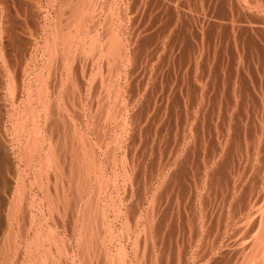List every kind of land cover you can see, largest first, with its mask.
<instances>
[{"label": "rangeland", "instance_id": "374dc122", "mask_svg": "<svg viewBox=\"0 0 264 264\" xmlns=\"http://www.w3.org/2000/svg\"><path fill=\"white\" fill-rule=\"evenodd\" d=\"M68 31H72L71 36L75 38L66 37L70 36ZM109 34L112 37L110 41ZM68 42L71 43V47L69 44L65 45ZM108 42L109 44H106ZM117 44L124 48L125 54L121 56L123 59L116 57ZM107 45L110 46L106 47ZM108 52H111V55ZM97 54L99 58L96 57ZM106 67L114 73L110 72V74ZM38 77L40 78L37 80ZM41 77H44L43 80H40ZM100 78H103V85ZM105 80L108 81L105 83ZM44 82L45 84H42ZM38 84L42 89L37 87ZM107 88L108 90H104ZM9 90L12 93H9ZM36 90L42 92L36 93ZM102 92L107 93L102 94ZM39 93L41 95H37L38 98H36L35 94ZM106 95H108L107 98H104ZM41 96L44 97L41 98ZM101 102L107 103V105L104 103L105 108L102 107ZM97 106H99L98 109L102 107V112L97 109ZM95 109L99 114L104 112L105 117L109 115V120L104 121V116L99 115ZM107 110L109 114L105 113H108ZM36 112L39 113L36 114ZM94 119L95 122H93ZM23 122L28 126L26 124L23 126ZM32 125L35 126L34 129L30 128ZM14 129L17 132L16 136ZM95 129L98 133L94 131ZM104 129H107L106 133L103 132ZM35 130L36 133H34ZM30 132L33 133L30 135ZM83 133L85 134L83 137L86 136V138L82 137ZM82 138L85 141L81 140ZM26 139H29L28 145L25 143ZM33 139L38 144L33 146L32 142L35 143ZM50 139L53 142L54 139L58 141L51 143ZM31 146L33 147L30 148ZM55 148L57 152L54 151ZM34 149L36 151L33 152ZM125 155L128 156L127 159H123L126 158ZM62 156L65 158L63 159ZM105 157L108 161H105ZM54 158L59 159L60 164L57 163V166L52 168L56 165L52 164L56 163ZM80 161L89 162L86 166L90 167V173L93 172L94 176L87 177L84 174L89 182L88 192L84 186L80 193L77 191L73 193L72 188L75 185L77 173L83 169V174L86 168L85 164H80ZM96 161L100 164L93 166ZM26 164H28L27 167ZM48 165L51 168H48ZM77 165L82 167L78 169ZM37 170H41L42 173ZM123 170L125 173L122 172ZM54 171L57 172L54 173ZM62 171L63 174L65 172L64 176L61 175ZM70 172L75 173L73 177ZM127 173L131 174L127 176ZM56 174L62 176V179L59 177L60 182L54 180ZM16 175L17 178H15ZM121 175L126 178L124 179ZM66 179L67 182H64ZM0 180V200H2L0 212L3 214L0 213L2 218H0V236L5 235L6 230L11 228L8 235L10 238L17 239L8 237L11 240H8V244L12 243L8 245L5 241L1 243L3 237H0L1 248L4 244L8 246L7 261L9 260V263L6 264L18 262L22 255L27 259L25 263L21 262L23 264H34L35 261V264H63L64 262V264L80 262L83 264L84 260H87L84 264L90 262V264L96 262L102 264L101 260L103 264H116V262L117 264L121 262L142 264V259L143 264H264V0H0ZM50 180L55 181V186H51L53 183H50ZM35 184L40 188H36ZM58 186L61 189L64 187L65 190L70 188V194L74 196L69 194L70 198L64 200L59 198L62 201L55 200L57 198L52 197L51 190ZM47 189L51 192L49 193L53 199L46 191ZM96 189L100 190L99 195L94 193L98 192ZM44 192L49 195V200H46L47 195ZM12 195L15 197H11ZM87 195H90L89 199L92 203L95 200L92 204L94 209L92 208L90 213L93 234H95L89 236L92 243L85 248L82 245L84 243L80 242L85 236L82 239L81 232H78L81 228L79 227V230L77 228L82 225L80 222L79 225L75 223L78 218L81 220L82 215L78 211L79 207L75 205L82 204L81 202H84L82 200L86 199ZM97 198L100 200L96 203ZM12 200H14L12 204L14 202L15 204L9 205ZM47 201L50 204H46ZM107 202L108 205L104 207ZM20 204L22 207L19 206ZM11 207L15 208V211ZM146 208L148 213L145 211ZM48 210L54 212L51 213ZM144 211L148 214L147 216ZM21 213L24 217L26 216L25 222ZM12 215L16 217L14 221ZM17 216L19 218L22 216L23 221H19ZM5 217L7 220L4 219ZM97 217L100 219L99 223ZM31 218L33 220H30ZM51 218H57V220ZM125 222L127 224H124ZM145 223L148 224L145 225ZM128 226L131 228L129 229ZM21 233L22 235L27 233V236L23 237ZM49 233L52 234L51 242L48 240L50 244L46 240L50 238ZM107 233H111V238ZM20 235L23 237L22 240L19 239ZM142 235H145V238ZM146 238L147 246L144 243ZM137 240L139 243H136ZM67 241L68 244H66ZM93 245L99 248L96 249ZM103 245L105 248H101ZM42 247L46 251L43 252ZM135 247L138 248L137 251L141 247L143 250H139L136 255V250H133ZM56 248L62 249L61 252ZM63 249L71 253H64ZM87 249L89 253L91 252V259H88L90 254ZM80 253L82 257L79 256ZM141 255L146 259L141 258Z\"/></svg>", "mask_w": 264, "mask_h": 264}, {"label": "bare ground", "instance_id": "6f19581e", "mask_svg": "<svg viewBox=\"0 0 264 264\" xmlns=\"http://www.w3.org/2000/svg\"><path fill=\"white\" fill-rule=\"evenodd\" d=\"M83 2H84V1H83ZM83 2H82V3H83ZM94 2H95V1H94ZM60 3H61V2H60ZM78 3H79V2H78ZM94 4H95V3H94ZM105 4H106V2H105ZM82 5H83V4H82ZM75 6H76V5H75ZM61 7H62V6H61ZM97 7H98V6H97ZM119 7H120V6H119ZM66 8H67V7H66ZM120 9H121V8H120ZM81 10H82V9H81ZM95 10H96V9H95ZM73 11H74V10H73ZM64 12H65V11H64ZM98 12H99V11H98ZM125 13H126V12H125ZM65 14H66V13H65ZM69 15H70V14H69ZM85 15H86V13H85ZM122 15H123V14H122ZM94 18H95V17H94ZM117 18H118V17H117ZM55 19H56V18H55ZM57 19H58V18H57ZM74 19H75V18H74ZM78 19H79V18H78ZM120 19H121V18H120ZM60 20H61V19H60ZM82 20H83V19H82ZM103 20H104V19H103ZM44 21H45V20H44ZM57 21H58V20H57ZM83 21H84V20H83ZM96 21H97V20H96ZM72 22H73V21H72ZM123 22H124V21H123ZM51 23H52V22H51ZM53 23H54V22H53ZM57 23H58V22H57ZM73 23H74V22H73ZM76 23H77V22H76ZM92 23H93V22H92ZM107 23H108V22H107ZM102 24H103V23H102ZM107 25H108V24H107ZM109 25H110V24H109ZM55 26H56V25H55ZM71 26H72V25H71ZM82 26H83V25H82ZM94 26H95V23H94ZM120 26H121V25H120ZM120 26H119V27H120ZM66 27H67V26H66ZM5 28H6V27H5ZM74 28H75V27H74ZM79 28H80V27H79ZM59 29H60V28H59ZM68 29H69V28H68ZM71 29H72V28H71ZM92 30H93V29H92ZM101 30H102V29H101ZM55 31H56V30H55ZM64 31H66V30H64ZM73 31H74V30H73ZM81 31H82V30H81ZM84 31H85V30H84ZM93 31H94V30H93ZM68 32H69V31H68ZM71 32H72V31H71ZM71 32H69V33H70V34H69L70 36H66V37H68V38H69V37L73 38L74 36H73V37L71 36ZM42 33H43V32H42ZM66 33H67V32H66ZM74 33H75V32H74ZM74 33H73V34H74ZM76 33H77V35H78V32H76ZM94 33H95V32H94ZM94 33H93V34H94ZM111 33H112V32H111ZM73 34H72V35H73ZM124 34H125V33H124ZM66 35H67V34H66ZM119 35H120V34H119ZM5 36H6V35H5ZM60 36H61V35H60ZM92 36H93V35H92ZM112 36H113V34H112ZM64 37H65V36H64ZM64 37H63V39H64ZM83 37H84V36H83ZM96 37H97V36H96ZM98 37H99V36H98ZM102 37H103V36H102ZM106 37H107V36H106ZM108 37H109V41H110V39L112 38V37H111V34H109ZM74 38H75V37H74ZM119 38H120V36H119ZM43 39H44V38H43ZM57 39H58V38H57ZM77 39H78V38H77ZM103 39H104V38H103ZM120 39H121V38H120ZM45 40H46V39H45ZM59 40H60V39H59ZM59 40H58V41H59ZM73 40H74V39H73ZM73 40H72V41H73ZM83 40H84V39H83ZM96 40H97V38H96ZM107 40H108V38H107ZM113 40H114V39H113ZM66 41H67V40H66ZM66 41H65V42H66ZM89 41H90V40H89ZM91 41H92V40H91ZM115 41H116V40H115ZM120 41H122V40H120ZM46 42H47V41H46ZM70 42H71V41H70ZM78 42H79V41H78ZM113 42H114V41H113ZM113 42H112V43H113ZM117 42H118V41H117ZM71 43H72V42H71ZM71 43H70V44H71ZM112 43H111V44H112ZM41 44H42V43H41ZM46 44H47V43H46ZM52 44H53V43H52ZM67 44H69V42H68V43H65L66 46H68ZM70 44H69V46H70ZM106 44H109V42L106 43ZM111 44H110V45H111ZM121 44H122V42H121ZM123 44H124V43H123ZM79 45H80V44H79ZM110 45H109V46H110ZM114 45H115V44H114ZM124 45H125V44H124ZM94 46H95V44H94ZM94 46H93V47H94ZM97 46H98V44H97ZM97 46H96V47H97ZM109 46L107 45L106 47H109ZM70 47H71V46H70ZM98 47H99V46H98ZM52 48H54V47H52ZM65 48H66V47H65ZM68 48H69V47H68ZM110 48H111V47H110ZM110 48H109V49H110ZM114 48H115V47L113 46V50H114ZM116 48H117V49H116V53H117V54H116V57L119 59V58H121V56H122L123 54H125V52L123 51L124 48H122V46L119 45V44L116 45ZM77 49H78V48H77ZM103 49H104V48H103ZM104 50H105V49H104ZM104 50H103V51H104ZM106 50H108V49L106 48ZM54 51H55V50H54ZM54 51H53V52H54ZM68 51H69V50H68ZM73 51H74V50H73ZM98 51H99V50H98ZM64 52H65V51H64ZM80 52H81V51H80ZM91 52H92V50H91ZM123 52H124V53H123ZM127 52H128V51H127ZM86 53H87V52H86ZM92 53H93V52H92ZM108 53H110V55H111V52H108ZM54 54H55V53H54ZM69 54H70V53H69ZM73 54H74V53H73ZM98 54H99V52H98ZM98 54H97L96 57H98ZM103 54H104V52H103ZM106 54H107V53H106ZM47 55H48V54H47ZM52 55H53V54H52ZM80 55H81V54H80ZM84 55H85V54H84ZM89 55H90V54H89ZM91 56H92V55H91ZM101 56H102V54H101ZM127 56H128V53H127ZM127 56H126V57H127ZM129 56H130V55H129ZM22 57H23V56H22ZM79 57H80V56H79ZM104 57H105V56H104ZM110 57H111V56H110ZM124 57H125V55H124ZM77 58H78V57H77ZM94 58H95V57H94ZM98 58H99V57H98ZM105 58L107 59V57H105ZM105 58H103V59H105ZM130 58H131V56H130ZM73 59H74V58H73ZM118 59H116V60H118ZM121 59H123V58H121ZM128 59H129V58H128ZM110 60H111V58L109 59V61H110ZM53 61H54V60H53ZM91 61H92V60H91ZM104 61H105V60H104ZM129 61H130V60H129ZM17 62H18V61H17ZM93 62H94V60H93ZM96 62H97V60H96ZM105 62H106V61H105ZM120 62H121V61H120ZM64 63H65V62H64ZM109 63H110V62H109ZM115 63H116V62H114V65H115V67H116V64H115ZM60 64H61V63H60ZM68 64H69V63H68ZM102 64H103V63H102ZM110 64H111V63H110ZM29 65H30V64H29ZM48 65H49V64H48ZM71 65H72V64H71ZM107 65H109V64L107 63ZM112 65H113V63H112ZM24 66H25V65H24ZM105 66H106V65H105ZM53 67H54V66H53ZM133 67H134V66H133ZM7 68H8V67H7ZM106 68H108V70H109V67H106ZM106 68H104V70H105ZM93 69H94V68H93ZM112 69H113V67H112ZM112 69H111V70H112ZM54 70H55V69H54ZM75 70H76V69H75ZM97 70H98V69H97ZM114 70H116V69H114ZM52 72H53V71H52ZM56 72H57V71H56ZM106 72H107V71H106ZM108 72H109V73H110V72L114 73L113 71H110V70H109ZM50 73H51V71H50ZM95 73H96V72H95ZM99 73H100V72H99ZM32 74H33V73H32ZM51 74H52V73H51ZM104 74H105V72L103 71V75H104ZM110 74H111V73H110ZM110 74H109V75H110ZM132 74H133V73H132ZM73 75H74V74H73ZM73 75H72V76H73ZM100 75H101V73H100ZM100 75H99V76H100ZM106 75H107V73H106ZM18 76H19V75H18ZM53 76H54V75H53ZM101 76H102V75H101ZM110 76H113V75H110ZM87 77H88V75H87ZM105 77H106V76H104V78H105ZM114 77H115V76H114ZM39 78H40V77H38L37 80H38ZM41 78H42V77H41ZM43 78H44V77H43ZM43 78L40 79V80H43ZM57 78H58V77H57ZM198 78H199V77H198ZM81 79H82V78H81ZM100 79H101V78H100ZM102 79H103V78H102ZM102 79L100 80L101 83H102ZM106 79H107V78H106ZM110 79H111V78H110ZM110 79H109V80H110ZM53 80H54V78H53ZM82 80H83V79H82ZM87 80H88V78H87ZM92 80H93V79H92ZM11 81H12V80H11ZM11 81H9V83H10ZM17 81H18V80H17ZM34 81H35V80H34ZM75 81H76V80H75ZM94 81H95V80H94ZM97 81H98V80H97ZM107 81H108V80H107ZM107 81L105 80V83H106ZM41 82H42V81H41ZM92 82H93V81H92ZM103 82H104V81H103ZM13 83H14V82H13ZM37 83H38V82H37ZM37 83H36V84H37ZM69 83H70V82H69ZM10 84H12V83H10ZM33 84H34V83H33ZM42 84H45V82L42 83ZM107 84H108V83H107ZM107 84H105V85H107ZM111 84H112V83H111ZM13 85H14V84H13ZM21 85H22V84H21ZM40 85H41V84H40ZM68 85H70V84H68ZM102 85H103V83H102ZM57 86H58V85H57ZM98 86H99V84H98ZM109 86H110V85H109ZM109 86H107V87H109ZM10 87H11V86H10ZM10 87H9V88H10ZM18 87H19V86H18ZM30 87H31V86H30ZM37 87H38L39 89H42V88L39 86V84H38ZM42 87H43V85H42ZM50 87H51V86H50ZM130 87H131V86H130ZM196 87H197V86H196ZM19 88H20V87H19ZM34 88H35V87H34ZM98 88H100V87H98ZM26 89H27V88H26ZM101 89H102V86H101ZM54 90H55V89H54ZM97 90H98V89H97ZM104 90H108V88H107V89H104ZM9 91H10L9 93H12L11 90H9ZM30 91H32L31 88H30ZM45 91H46V90H45ZM45 91H44V93L46 94ZM63 91H64V90H63ZM68 91H69V90H68ZM102 91H103V90H102ZM126 91H127V90H126ZM198 91H199V90H198ZM13 92H14V91H13ZM38 92H40V91H38ZM38 92H37V90H36V93H38ZM41 92H42V91H41ZM41 92H40V93H41ZM55 92H56V91H55ZM55 92H54V93H55ZM74 92H75V90H74ZM100 92H101V91H100ZM104 92H105V91H104ZM40 93H39V94H35V95H36V98H38L37 95H41ZM44 93H42V94H44ZM106 93H107V92H106ZM106 93H103V92H102V94H106ZM118 93H119V92H118ZM126 93H127V92H126ZM17 94H18V93H17ZM81 94H82V93H81ZM111 94H112V93H111ZM27 95H28V94H27ZM62 95H63V94H62ZM130 95H131V94H130ZM132 95H133V94H132ZM198 95H199V94H198ZM28 96L30 97V95H28ZM33 96H34V95H33ZM53 96H54V95H53ZM66 96H67V95H66ZM99 96H100V95H99ZM99 96H98V97H99ZM107 96H108V95L104 96V98H105V97L107 98ZM134 96H135V95H134ZM24 97H25V96H24ZM29 97H28V99H29ZM43 97H44V96H41V98H43ZM130 97H131V96H130ZM14 98H15V97H14ZM33 98H34V97H33ZM54 98H55V97H54ZM72 98H73V97H72ZM75 98H76V97H75ZM99 98H100V97H99ZM119 98H120V97H119ZM121 98H122V97H121ZM133 98H134V97H133ZM30 99H32V97H31ZM46 99H47V97H46ZM55 99H56V98H55ZM128 99H129V98H128ZM37 100H39V99H37ZM41 100H42V99H41ZM56 100H57V99H56ZM64 100H65V99H64ZM72 100H73V99H72ZM130 100H132V99H130ZM5 101H6V100H5ZM31 101H32V100H31ZM31 101H30V102H31ZM34 101H35V99H34ZM42 101H43V100H42ZM47 101H48V100H47ZM51 101H52V100H51ZM54 101H55V100H54ZM81 101H82V100H81ZM103 101H105V100L103 99ZM118 101H119V100L117 99V102H118ZM22 102H23V101H22ZM38 102H39V101H38ZM48 102H49V101H48ZM55 102H56V101H55ZM60 102H61V101H60ZM82 102H83V101H82ZM99 102H100V100H99ZM106 102H107V101H106ZM106 102H104L105 105H107ZM128 102H129V101H128ZM24 103H26V102L24 101ZM34 103H35V102H34ZM45 103H46V102H45ZM95 103H96V101H95ZM101 103H103V102H101ZM101 103H100V104H101ZM104 103L101 104V105H102V107L104 106V108H105ZM123 103H124V102H123ZM175 103H176V102H175ZM203 103H204V102H203ZM21 104H22V103H21ZM36 104H38V103H36ZM41 104H42V103H41ZM43 104H44V102H43ZM55 104L58 105L57 103H55ZM110 104H111V103H110ZM117 104H118V103H117ZM117 104H115V105H117ZM180 104H181V103H180ZM24 105H25V104H24ZM27 105L30 106L29 104H27ZM33 105H34V104H33ZM59 105H60V104H59ZM118 105H119V104H118ZM171 105H172V103H171ZM176 105H177V103H176ZM31 106H32V105H31ZM44 106H46V105H44ZM44 106H43V107H44ZM23 107L25 108V106H23ZM47 107H49V106H47ZM88 107H89V106H88ZM91 107H92V106H91ZM91 107H90V108H91ZM93 107H94V105H93ZM98 107H99V106H97V109H98ZM102 107L100 106V108H99L98 110L100 111ZM107 107H108V106H107ZM114 107H115V106H114ZM116 107H117V106H116ZM119 107H120V106H119ZM2 108H3V107H2ZM24 108L22 109L23 111H24ZM27 108H29V107H27ZM31 108H32V107H31ZM50 108H51V107H50ZM74 108H75V107H74ZM77 108H78V107H77ZM110 108H111V107H110ZM126 108H127V107H126ZM87 109H88V108H87ZM97 109H95V110H96L97 113H98V110H97ZM118 109H120V108H118ZM148 109H149V108H148ZM159 109H160V108H159ZM191 109H192V108H191ZM29 110H30V112H31V109H30V108H29ZM29 110H28V111H29ZM46 110H47V108H46ZM57 110H58V109H57ZM95 110H94V111H95ZM102 110H103V109H102ZM102 110H101V112H102ZM116 110H117V109H116ZM157 110H158V109H157ZM36 111H37V110H36ZM41 111H42V107H41L40 112H41ZM44 111H45V110H44ZM107 111H108V113H107V112H105V113H106V114H109V110H107ZM114 111H115V110H114ZM114 111H113V112H114ZM119 111H120V110H119ZM159 111H160V110H159ZM25 112H26V111H25ZM30 112H29V113H30ZM53 112H54V111H53ZM87 112H88V111H87ZM156 112H158V111H156ZM189 112H190V111H189ZM9 113H10V112H9ZM23 113H24V112H23ZM31 113H32V112H31ZM38 113H39V112H38ZM38 113L36 112V114H38ZM57 113H58V111H57ZM60 113H61V111H60ZM65 113H66V111H65ZM97 113H96V114H97ZM103 113H104V112H103ZM103 113H101V114L104 116ZM116 113H117V111H116ZM118 113H119V112H118ZM120 113H121V112H120ZM46 114H47V112H46ZM46 114H45V115H46ZM61 114H62V113H61ZM98 114H99V113H98ZM98 114H97V115H98ZM101 114H99V115H101ZM113 114H114V113H112V115H113ZM26 115H27V114H26ZM110 115H111V114H110ZM160 115H161V114H160ZM35 116H36V115H35ZM66 116H67V118H68V115H66ZM82 116H83V115H82ZM85 116H86V114H85ZM103 116H101V117H103ZM108 116H109V115H108ZM108 116H106V117L108 118ZM177 116H178V115H177ZM188 116H189V115H188ZM13 117H14V116H13ZM27 117H28V115H27ZM57 117H58V116H57ZM74 117H75V116H74ZM78 117L81 118L80 116H78ZM92 117H93V115H92ZM94 117H95V119H97L96 116H95V114H94ZM94 117H93V118H94ZM106 117L104 116V121L109 120V118L107 119ZM29 118L32 119V117H29ZM67 118H66V119H67ZM84 118L87 119V117H84ZM89 118H90V117H89ZM99 118H100V116H99ZM99 118H98V119H99ZM114 118H115V117H114ZM114 118H113V119H114ZM21 119H22V118H21ZM24 119H25V118H24ZM24 119H23V120H24ZM30 119H29V120H30ZM58 119H59V118H58ZM68 119H69V118H68ZM81 119H82V118H81ZM95 119H94L93 122H95ZM105 119H106V120H105ZM110 119H111V118H110ZM143 119H144V118H143ZM25 120H26V119H25ZM25 120H24V121H25ZM29 120H28V122H29ZM36 120H37V119H36ZM53 120H54V119H53ZM76 120H77V119H76ZM100 120H101V119H100ZM102 120H103V119H102ZM74 121H75V120H74ZM97 121H98V120H97ZM117 121H118V120H117ZM69 122H70V121H69ZM90 122H91V121H90ZM93 122H92V124H96V123H93ZM101 122H102V121H101ZM185 122H186V121H185ZM19 123H20V122H19ZM32 123H33V122H32ZM35 123H36V122H35ZM80 123H81V122H80ZM84 123H85V122H84ZM84 123H83V124H84ZM87 123H88V122H87ZM97 123H98V122H97ZM104 123H105V122H104ZM107 123H108V122H107ZM107 123H106V124H107ZM117 123H118V122H117ZM124 123H125V122H124ZM189 123H190V122H189ZM189 123H188V124H189ZM25 124H26V123H25ZM25 124H24V122H23L22 125L24 126ZM49 124H50V123H49ZM109 124H110V122H109ZM109 124H108V125H109ZM183 124H184V123H183ZM186 124H187V123H186ZM186 124H185V125H186ZM26 125H27V124H26ZM52 125H53V124H52ZM85 125H86V123H85ZM88 125H89V123H88ZM90 125H91V124H90ZM98 125H99V124H98ZM108 125H107V127H108ZM5 126H6V125H5ZM16 126H18V125L16 124ZM27 126H28V125H27ZM27 126H26V127H27ZM70 126H71V125H70ZM77 126H78V125H77ZM183 126H184V125H183ZM14 127H15V126H14ZM34 127H35V126L32 125L30 128H33V129H34ZM68 127H69V126H68ZM93 127H94V125H93ZM101 127H102V125H101ZM101 127H100V128H101ZM105 127H106V126H105ZM123 127H124V126H123ZM188 127H189V126H188ZM23 128L25 129V127H23ZM28 128H29V127H28ZM36 128L39 129V127H36ZM50 128H51V127H50ZM62 128H63V127H62ZM103 128H104V127H103ZM186 128H187V127H186ZM18 129H19V128H18ZM38 129H37V131H38ZM59 129H60V128H59ZM69 129H70V128H69ZM77 129H78V128H77ZM84 129H85V128H84ZM96 129H97V128H96ZM96 129L94 130L95 132L98 131V130L96 131ZM191 129H192V128H191ZM15 130H16V129H14V131H15ZM60 130H61V129H60ZM64 130H65V129H64ZM90 130H92V129L90 128ZM106 130H107V129H106ZM106 130L104 129V131H103V130H102V131L105 132ZM113 130H115V129L113 128ZM123 130H124V129H123ZM189 130H190V129H189ZM14 131H13V132H14ZM31 131H32V129H31ZM75 131H76V130H75ZM186 131H187V130H186ZM76 132H78V131H76ZM89 132H90V131H89ZM95 132H94V133H95ZM107 132H108V131H107ZM3 133H4V132H3ZM16 133H17V132L15 131V136H16ZM18 133H19V132H18ZM28 133H29V132H28ZM32 133H33V132H32ZM32 133L30 132V135H31ZM34 133H36V130L34 131ZM60 133H61V132H60ZM72 133H73V132H72ZM97 133H98V132H97ZM105 133H106V132H105ZM105 133H104V134H105ZM9 134H10V133H9ZM13 134H14V133H13ZM65 134H66V133H65ZM19 135H20V134H19ZM33 135H34V134H33ZM38 135H39V134H38ZM60 135H61V134H60ZM83 135H85V134L83 133V134H82V137H83ZM92 135H93V134H92ZM94 135H95V134H94ZM94 135H93V136H94ZM97 135H98V134H97ZM102 135H103V134H102ZM12 136H13V135H12ZM15 136H14V137H15ZM25 136H26V135H25ZM36 136H37V135H36ZM36 136H34V138H35ZM47 136H48V135H47ZM50 136H51V135H50ZM76 136H77V135H76ZM117 136H118V135H117ZM184 136H185V135H184ZM27 137H28V136H27ZM37 137H38V136H37ZM40 137H41V136H40ZM57 137H58V136H57ZM72 137H73V136H72ZM72 137H71V138H72ZM79 137H80V135H79ZM42 138H43V137H42ZM42 138H41V141H42ZM83 138H86V136H84ZM83 138H82L81 140H83ZM88 138H89V137H88ZM96 138H97V137H96ZM184 138H185V137H184ZM36 139H37V138H36ZM48 139H49V138H48ZM64 139H65V137H64ZM64 139H63V140H64ZM75 139L77 140L78 137L75 138ZM102 139L107 140L106 138H102ZM26 140H27V139H26ZM28 140H29V139H28ZM28 140H27V142L25 141L26 144L28 143ZM33 140H34V139H33ZM39 140H40V139H39ZM50 140H52V139H50ZM54 140H55V141H58V139H57V140L54 139ZM67 140H68V139H67ZM76 140H75L74 142H76ZM96 140H97V139H96ZM252 140H253V139H252ZM55 141H54V142H55ZM61 141H62V140H61ZM83 141H85V140H83ZM86 141H87V139H86ZM99 141H100V140H99ZM99 141H98V142H99ZM34 142H35V140H34ZM54 142H53V140H52L51 143H54ZM71 142H72V141H71ZM88 142H90V141L88 140ZM98 142H97V143H98ZM104 142H105V141H104ZM36 143L38 144V142H35V143L32 142V145L34 146V144H36ZM43 143H44V142H43ZM47 143H48V142H47ZM56 143H57V142H56ZM56 143H55V144H56ZM83 143H84V142H83ZM94 143H95V142H94ZM41 144H42V143H41ZM41 144H40V145H41ZM68 144H69V142H68ZM85 144H86V143H85ZM88 144H89V143H88ZM101 144H102V143H101ZM107 144H109V142H107ZM107 144H106V145H107ZM27 145H28V144H27ZM52 145H54V144H52ZM60 145H61V144H60ZM93 145H94V144H93ZM95 145H96V143H95ZM180 145H181V142H180ZM1 146H2V145H1ZM24 146H26V145L24 144ZM33 146H31L30 148H32ZM35 146H36V145H35ZM48 146H49V144H48ZM67 146H69V145H67ZM86 146H87V145H86ZM88 146H90V145H88ZM91 146H92V145H91ZM80 147H81V145H80ZM83 147H84V145H83ZM92 147H93V146H92ZM100 147H101V146H100ZM4 148H5V147H4ZM49 148H50V147H49ZM49 148H47V149H49ZM70 148H71V147H70ZM107 148H108V147H107ZM22 149H23V148H22ZM44 149H45V148H44ZM44 149H43V150H44ZM53 149H54V148H53ZM80 149H81V148H80ZM80 149H78V150H80ZM102 149H104V148H102ZM108 149H110V148H108ZM30 150H31V149H30ZM78 150H77V151H78ZM86 150H87V149H86ZM97 150H98V149H97ZM100 150H101V149H100ZM100 150H99V151H100ZM110 150H111V149H110ZM23 151H24V150H23ZM32 151L34 152V151H36V150L34 149V150H32ZM50 151H52V150H50ZM54 151H56V148H55ZM60 151H61V150H60ZM62 151H63V150H62ZM81 151H82V150H81ZM87 151H88V150H87ZM18 152L20 153V150H19ZM24 152H25V151H24ZM28 152H29V151H28ZM37 152H38V151H37ZM45 152H46V151H45ZM56 152H57V151H56ZM58 152H59V151H58ZM83 152H84V149H83ZM88 152H89V151H88ZM88 152H87V153H88ZM101 152H103V150H102ZM101 152H100V153H101ZM39 153H40V152H39ZM54 153H55V152H54ZM68 153H69V152H68ZM68 153H67V154H68ZM72 153H74V152H72ZM92 153H93V152H92ZM113 153H114V152H113ZM115 153H116V152H115ZM123 153H124V152H123ZM171 153H172V151H171ZM21 154H22V152H21ZM35 154H36V153H35ZM44 154H45V153H44ZM67 154H66V155H67ZM83 154L86 155V153H83ZM90 154H91V153H90ZM94 154H95V151H94ZM97 154H98V153H97ZM104 154H105V153H104ZM126 154H127V153H126ZM8 155H9V154H8ZM10 155H11V154H10ZM37 155H38V154H37ZM42 155H43V154H42ZM50 155H51V154H50ZM55 155H56V154H55ZM57 155H58V154H57ZM112 155H113V154H112ZM170 155H171V154H170ZM16 156H17V155H16ZM16 156H15V157H16ZM21 156H22V155H21ZM21 156H19L20 159H23V157H21ZM27 156H28V155H27ZM30 156H31V155H30ZM58 156H59V155H58ZM64 156H65V155H64ZM67 156H68V155H67ZM78 156H79V155H78ZM82 156H83V155H82ZM89 156H90V155H89ZM104 156H105V155H104ZM115 156H116V155H115ZM4 157H5V156H4ZM40 157H41V156H40ZM42 157H43V156H42ZM48 157H49V155H48ZM60 157H61V156H60ZM62 157H63V156H62ZM86 157L88 158V156H86ZM86 157H85V158H86ZM93 157H94V155H93ZM98 157H99V156H98ZM100 157H101V156H100ZM107 157H108V156H107ZM110 157H111V155H110ZM112 157H114V156H112ZM125 157H126V155H125ZM127 157H128V156H127ZM127 157H126V158H123V159H127ZM12 158H13V157H12ZM27 158H28V157H26V159H27ZM32 158H33V157H32ZM58 158H59V157H58ZM64 158H65V157H63V159H64ZM75 158H76V157H75ZM80 158H81V157H80ZM87 158H86V159H87ZM90 158H91V157H90ZM16 159H17V158H16ZM20 159H19V160H20ZM29 159H31V158H29ZM29 159H28V160H29ZM39 159H41V158H39ZM42 159H43V158H42ZM50 159H51V158H50ZM54 159H56V161H55L56 163H52V164H56V165L53 166V165L50 163V164L53 166L52 168H54L55 166H57V163L60 164V160H59V159H57V158H54ZM54 159H53V160H54ZM66 159H68V158L66 157ZM76 159H77V158H76ZM114 159H115V157H114ZM114 159H113V160H114ZM128 159H129V158H128ZM28 160H27V161H28ZM51 160H52V159H51ZM57 160H58V161H57ZM74 160H75V159H74ZM74 160H73V161H74ZM77 160H78V159H77ZM80 160H81V159H80ZM87 160H88V159H87ZM94 160H95V159H94ZM119 160H120V159H119ZM183 160H184V159H183ZM29 161H30V160H29ZM39 161H40V160H39ZM43 161H44V160H43ZM61 161H62V160H61ZM68 161H69V160H68ZM70 161H71V160H70ZM89 161H90V160H89ZM105 161H108V160L106 159V157H105ZM111 161H112V160H111ZM111 161H110V162H111ZM116 161H117V160H116ZM120 161H122V160H120ZM124 161H126V160H124ZM127 161H128V160H127ZM127 161H126V162H127ZM167 161H168V160H167ZM51 162H52V161H51ZM63 162H64V161H63ZM80 162H81V161H80ZM80 162H78V163H80ZM83 162H84V161H83ZM85 162H86V161H85ZM90 162H91V161H90ZM113 162L115 163V161H112V163H113ZM25 163H26V161H25ZM27 163H28V162H27ZM33 163H34V162H33ZM73 163H74V162H73ZM78 163H77V164H78ZM86 163L88 164L89 162H86ZM86 163H82V162H81L80 164H82V165L85 164V166H86V165H87ZM107 163H109V162H107ZM123 163H125V162H123ZM137 163H138V162H137ZM28 164H29V163H28ZM28 164H26V167H27ZM65 164H66V162H65ZM67 164H68V162H67ZM70 164H71V162H70ZM90 164H91V163H90ZM93 164H94V163H93ZM97 164H100V163H99L98 161H96L95 165H93V166H96ZM115 164H116V163H115ZM118 164H120V163L118 162ZM121 164H122V162H121ZM37 165H38V164H37ZM62 165H63V167H64V163H63ZM62 165H61V166H62ZM104 165H105V164H104ZM107 165H108V164H107ZM110 165L112 166V164H110ZM124 165H125V164H124ZM129 165H130V161H129ZM183 165H184V164H183ZM18 166H19V165H18ZM24 166H25V165H24ZM35 166H36V165H35ZM46 166H47V165H46ZM58 166H59V165H58ZM68 166L71 167V165H69V164H68ZM77 166H78V167H76V168H78V169H80V168L82 167L81 165H80L81 167H79V165H77ZM99 166H100V165H99ZM115 166H116V165H115ZM115 166H114V167H115ZM120 166H121V165H120ZM38 167H39V166H38ZM49 167H50V166L48 165V168H49ZM63 167H62V170H63ZM70 167H68V168H70ZM101 167H103V166H101ZM108 167H109V166H108ZM125 167H126V165H125ZM125 167H124V168H125ZM129 167H130V166H129ZM39 168H40V167H39ZM44 168H46V167L44 166ZM50 168H51V167H50ZM76 168H75V169H76ZM83 168H84V166H83ZM103 168H104V167H103ZM119 168H120V167H119ZM15 169H16V167H15ZM34 169H35V168H34ZM34 169H33V171H34ZM59 169H60V166H59ZM78 169H76V170H78ZM98 169H99V167H98ZM111 169H112V168H111ZM116 169H117V168H116ZM127 169H128V168H127ZM9 170H10V169H9ZM27 170H28V169H27ZM41 170H43V169H41ZM41 170H37V171H41ZM49 170H50V169H49ZM49 170H48V172H49ZM51 170H52V169H51ZM82 170H83V169H82ZM82 170H80V172L76 171V173L78 172L79 174L77 173V179H76V182L74 183L75 185L73 184L74 187H73V185H72V187H73V188H72L73 193H74L75 191H77V193H78V192L80 193V191L82 190L81 188H84V186L86 187L85 190L87 191V187H88V183H89V182L87 181V177H88V176L90 177V175L92 176V175H93V174H92L93 172L90 173V171H91V170H90V167L88 168L87 166H86L85 171H84V172H86V173L83 172V174H82ZM99 170H101V169H99ZM99 170H97V171H99ZM109 170H110V168H109ZM124 170H125V169H124ZM124 170H123L122 172H124ZM130 170H131V169H130ZM133 170H134V169H133ZM133 170H132V171H133ZM37 171H36V173H37ZM71 171H72V170H71ZM88 171H89V172H88ZM92 171H93V170H92ZM111 171H112V170H111ZM132 171H131V172H132ZM17 172H19V171H17ZM22 172H23V171H22ZM48 172H47V173H48ZM56 172H57V171H56ZM56 172L54 171V173H56ZM60 172H61V170H60ZM60 172H59V173H60ZM101 172H102V170H101ZM104 172H105V171H104ZM112 172H113V171H112ZM116 172H117V171H116ZM120 172H121V171H120ZM177 172H178V171H177ZM41 173H42V171H41ZM51 173L53 174V171H51ZM51 173H50V174H51ZM66 173H67V172H66ZM70 173L72 174V172H70ZM94 173H95V171H94ZM124 173H125V172H124ZM133 173H134V172H133ZM167 173H168V172H167ZM14 174H15V173H14ZM23 174H24V173H23ZM38 174H39V173H38ZM62 174H63V171H62L61 175H62ZM64 174H65V172H64ZM64 174H63V176H64ZM74 174H75V173H74ZM74 174H72L71 177H73ZM84 174L87 175V177H86ZM96 174H97V173H96ZM98 174H99V173H98ZM101 174H102V173H101ZM117 174H118V173H117ZM130 174H131V173H129V175H130ZM165 174H166V173H165ZM7 175H8V174H7ZM26 175H27V174H26ZM111 175H112V174H111ZM113 175H114V174H113ZM115 175H116V174H115ZM123 175H124V174H123ZM129 175H128V173H127V176H129ZM12 176H13V175H12ZM30 176H31V175H30ZM39 176H40V175H39ZM84 176L86 177L85 179H84ZM93 176H94V175H93ZM95 176H96V175H95ZM100 176L102 177V176H104V175H100ZM100 176H98V177H100ZM119 176H120V175H119ZM121 176H122V175H121ZM2 177H3V176H2ZM18 177H19V176H18ZM43 177H44V176H43ZM59 177H61V179H62V176H58L57 174L54 175V180H55V181L57 180L58 182H60V181H59ZM65 177H66V176H65ZM74 177H75V176H74ZM79 177H80V178H79ZM114 177H115V176H114ZM122 177H124V176H122ZM162 177H163V176H162ZM15 178H17V175H16ZM30 178H31V177H30ZM35 178H36V177H34V179H35ZM37 178H38V177H37ZM39 178H40V177H39ZM44 178H45V177H44ZM50 178H51V177H50ZM57 178H58V179H57ZM63 178H64V177H63ZM67 178H68V177H67ZM69 178H70V176H69ZM78 178H79V179H78ZM95 178H96V177H95ZM106 178H107V177H106ZM117 178H118V177H117ZM125 178H126V177H124V179H125ZM128 178H129V177H128ZM136 178H137V177H136ZM168 178H169V176H168ZM12 179H13V178H12ZM45 179H46V178H45ZM97 179H98V178H97ZM102 179H103V178H102ZM102 179H101V182H102ZM119 179H120V178H119ZM129 179H130V178H129ZM134 179H135V178H134ZM169 179H170V178H169ZM183 179H184V178H183ZM6 180H7V179H6ZM13 180H14V179H13ZM13 180H12V181H13ZM25 180H26V179H25ZM71 180H72V179H71ZM71 180H70V181H71ZM73 180H74V178H73ZM90 180H91V179H90ZM111 180H113V177H111ZM121 180H122V179H121ZM0 181H1V180H0ZM20 181H21V180H20ZM20 181H19V182H20ZM38 181H39V180H38ZM50 181H51V180H50ZM55 181H54V182H53V181L50 182V183H53V185H51L52 187L55 186V184H56ZM57 181H56V182H57ZM108 181H109V180H108ZM114 181H115V180H114ZM136 181H137V180H136ZM170 181H171V180H170ZM170 181H169V182H170ZM173 181H175V180H173ZM10 182H11V181H10ZM10 182H9V183H10ZM21 182H22V181H21ZM26 182H27V181H26ZM40 182H41V178H40ZM42 182H43V181H42ZM46 182H47V180H46ZM64 182H67V179H66V181H64ZM90 182H91V181H90ZM93 182L95 183V181H93ZM98 182H99V181H98ZM101 182H100V183H101ZM122 182H123V180H122ZM34 183H35V181H34ZM47 183L49 184V182H47ZM54 183H55V184H54ZM71 183H72V182H71ZM71 183H69V184H71ZM91 183H92V182H91ZM103 183H104V182H103ZM103 183H101V184H103ZM106 183H107V182H106ZM115 183H116V182H115ZM19 184H20V183H19ZM19 184H18V186H19ZM24 184H25V182H24ZM24 184H22V185H24ZM43 184H44V183H43ZM59 184H60V183H59ZM95 184H96V183H95ZM104 184H105V183H104ZM111 184H112V183H111ZM161 184H162V183H161ZM14 185H15V183H14ZM14 185H12V186H14ZM16 185H17V184H16ZM35 185H36V184H35ZM45 185H46V184H45ZM49 185H50V184H49ZM62 185H64V184H62ZM20 186H21V185H20ZM36 186H37L36 188H40V186H39V187H38V185H36ZM41 186H42V185H41ZM60 186H61V185H60ZM60 186H58V188H54V190H51V192H52V197H53L54 199L57 198V199H55V200L62 201V200H64L65 198H68V197H69V194L71 193V191H69L70 188H69V189L67 188V189L65 190L64 187L61 189ZM64 186L66 187V185H64ZM103 186L105 187V185H103ZM103 186H102V187H103ZM15 187H16V186H15ZM15 187H14V188H15ZM44 187H45V186H44ZM91 187H92V186H91ZM96 187H97V186H96ZM104 187H103V188H104ZM129 187H130V186H129ZM148 187H149V186H148ZM179 187H180V186H179ZM20 188H21V187H20ZM20 188H19V190H20ZM25 188H26V187H25ZM33 188H34V187H33ZM45 188H46V187H45ZM45 188H44V189H45ZM59 188H60V189H59ZM94 188H95V187H94ZM99 188H100V187H99ZM10 189H12V188H10ZM16 189H17V187H16ZM41 189H43V188H41ZM92 189H93V187H92ZM109 189H110V188H109ZM159 189H160V188H159ZM14 190H15V189H14ZM38 190H39V189H37V191H38ZM70 190H71V189H70ZM83 190H84V189H83ZM96 190L98 191V189H96ZM101 190H102V188H101ZM12 191H13V190H12ZM15 191H16V190H15ZM42 191H44V190H42ZM46 191H48V193L50 192L48 189H47ZM99 191H100V190H99ZM99 191H98V192H94V191H93V192H94V193H98V195H99ZM102 191H103V190H102ZM105 191H106V190H105ZM10 192H11V191H10ZM32 192H33V191H32ZM51 192H50V193H51ZM87 192H88V191H87ZM93 192H92V194H93ZM151 192H152V191H151ZM11 193H12V192H11ZM17 193H18V192H17ZM19 193H21V192H19ZM24 193H25V189H24ZM24 193H23V194H24ZM29 193H30V192H29ZM35 193H36V192H35ZM44 193H46V192H44ZM50 193H49V195H50ZM81 193H82V192H81ZM84 193H85V192H84ZM14 194H15V193H14ZM23 194H21V195H23ZM32 194H33V193H32ZM36 194H37V193H36ZM39 194H40V193H39ZM100 194H103V193H100ZM128 194H129V193H128ZM174 194H175V193H174ZM6 195H7V194H6ZM17 195H18V194H17ZM17 195H16V196H17ZM21 195H20V196H21ZM25 195H26V194H25ZM29 195H30V194H29ZM45 195H47L46 200H49V195H48L47 193H46ZM70 195H71V194H70ZM72 195H73V194H72ZM72 195H71V196H72ZM79 195H80V194H79ZM123 195H124V194H123ZM161 195H162V194H161ZM4 196H5V195H4ZM33 196H34V195H33ZM73 196H74V195H73ZM75 196H76V195H75ZM80 196H81V195H80ZM87 196H88V197H87L86 199H83V200H82V201H84V202H81L82 204L77 205V206L75 205V207H79V208H78V209H79L78 211H80V212H81V215H82L81 220H78V219H79V218H78V219L75 221V223H77V225H79L78 223L80 222V224L82 225V227L79 225L77 228H78V230H79V227L81 228V229H80L81 231H78V232H81V233H80V235H81L80 237H82V239H83V237L85 236V238H84L83 240L80 241V242L84 243V244H82V243H81V244H82L85 248H87L86 246H87L88 244L92 243V242H91V238H89V236H90L91 234H93V230H94V229H93L92 221H91V219H90V215H91L90 213L92 212L91 210L94 209V207H93L94 205H92V204H94L95 200H94V202L92 203V201L89 199V198H90V197H89L90 195H87ZM93 196H94V195H93ZM95 196H96V194H95ZM118 196H119V195H118ZM5 197H6V196H5ZM11 197H15V196L12 195ZM50 197H51V195H50ZM52 197H51V198H52ZM78 197H79V196H78ZM98 197H99V196H98ZM114 197H115V196H114ZM116 197H117V196H116ZM123 197H124V196H123ZM3 198H4V197H3ZM3 198H2V199H3ZM53 198H52V199H53ZM59 198H62V200H60ZM69 198H70V197H69ZM72 198H73V197H72ZM92 198H94V197H92ZM95 198H96V197H95ZM95 198H94V199H95ZM100 198H101V196H100ZM125 198H126V197H125ZM159 198H160V197H159ZM175 198H176V197H175ZM76 199H77V198H76ZM9 200H10V199H9ZM17 200H19V199H17ZM44 200H45V199H44ZM69 200H70V199H69ZM69 200H68V201H69ZM74 200H75V199H74ZM78 200H79V199H78ZM80 200H81V198H80ZM96 200H97V201H96V203H97L100 199L98 200V198H97ZM0 201H2V200H0ZM4 201H5V198H4L3 202H4ZM13 201H14V200H12L11 203H9V205L12 204ZM31 201H32V200H31ZM34 201H35V200H34ZM36 201H37V200H36ZM102 201H103V200H102ZM109 201H110V200H109ZM7 202H8V201H7ZM9 202H10V201H9ZM22 202H23V201H22ZM22 202H21V203H22ZM24 202H25V201H24ZM39 202H40V201H39ZM50 202H51V205H52V201H51V200H50ZM50 202L48 203V201H47L46 204H50ZM54 202H56V201H54ZM57 202H58V201H57ZM57 202H56V203H57ZM74 202H75V201H74ZM105 202H106V201H105ZM110 202H111V201H110ZM5 203H6V202H5ZM18 203H20V202H18ZM40 203H41V202H40ZM44 203H45V202H44ZM63 203H64V202H63ZM76 203H77V202H76ZM115 203H116V202H115ZM13 204H15V202H14ZM13 204H12V205H13ZM22 204H23V203H22ZM28 204H29V203H28ZM31 204H32V202H31ZM31 204H30V205H31ZM34 204H36V203H34ZM70 204H71V203H70ZM72 204H73V202H72ZM74 204H75V203H74ZM106 204L108 205V202L105 203V206L102 204V207H103V206L106 207ZM1 205H2V203H1ZM16 205H17V204H16ZM32 205H33V204H32ZM38 205H39V204H38ZM51 205H49V206L47 205V206H48V207H51ZM110 205H111V204H110ZM110 205H109V206H110ZM159 205H160V204H159ZM3 206L5 207L4 204H3ZM3 206L1 207V209L3 208ZM17 206H18V205H17ZM19 206L22 207L21 204H20ZM25 206H26V205H25ZM28 206H29V205H28ZM33 206H34V205H33ZM44 206H46V205H44ZM44 206H43V207H44ZM53 206H54V205H53ZM58 206H59V204H58ZM58 206H57V207H58ZM64 206H66V204H64ZM100 206H101V205H100ZM100 206H97V207H100ZM109 206H108V207H109ZM114 206H115V204H114ZM128 206H129V205H128ZM149 206H150L149 208H151V205H149ZM157 206H158V205H157ZM12 207H13V206H12ZM12 207H11V209H12ZM59 207H60V206H59ZM71 207H72V205H71ZM115 207H116V206H115ZM23 208H24V206H23ZM34 208H36V207H34ZM54 208H55V207H54ZM92 208H93V209H92ZM100 208H101V207H100ZM9 209H10V208H9ZM13 209H14V211H15V208H13ZM13 209H12V210H13ZM46 209H47V207H46ZM52 209H53V208H52ZM52 209H51V210H52ZM59 209H60V208H58V210H59ZM126 209H127V208H126ZM201 209H202V208H201ZM12 210H11V211H12ZM16 210H17V209H16ZM18 210H19V207H18ZM18 210H17V211H18ZM24 210H27V211H28V209H24ZM41 210H42V209H41ZM51 210H48V211H51ZM54 210H55V209H54ZM65 210H66V209H65ZM75 210H76V209H75ZM75 210H74V211H75ZM99 210H100V209H99ZM101 210H102V209H101ZM114 210H115V209H114ZM114 210H113V211H114ZM254 210H255V209H254ZM20 211H21V209H20ZM29 211H30V210H29ZM29 211H28V212H29ZM35 211H36V210H35ZM76 211H77V210H76ZM145 211H147V213H148L147 208H146ZM145 211H144V213H145ZM151 211H152V210H151ZM22 212H24V211H22ZM30 212H31V211H30ZM30 212H29V213H30ZM43 212H44V211H43ZM52 212H54V211H51V213H52ZM59 212H61V211H59ZM59 212H58V213H59ZM66 212H67V211H66ZM102 212H103V211H102ZM102 212H101V213H102ZM156 212H157V211H156ZM0 213H1V212H0ZM4 213H5V212H4ZM8 213H9V210H8ZM12 213H14V212L12 211ZM12 213H11V214H12ZM26 213H27V212H26ZM33 213H34V215H35V212H33ZM62 213H63V212H62ZM62 213H61V214H62ZM64 213H65V212H64ZM103 213H104V212H103ZM147 213H145V214H146L145 216L148 215ZM161 213H162V212H161ZM1 214H2V213H1ZM15 214H16V212H15ZM15 214H14V215H15ZM19 214H20V213H19ZM21 214H22V213H21ZM40 214H41V213H40ZM65 214H66V213H65ZM69 214H70V213H69ZM73 214H74V213H73ZM96 214H97V213H96ZM112 214H113V213H112ZM2 215H3V214H2ZM8 215H9V214H8ZM16 215H17V214H16ZM46 215H47V214H46ZM49 215H50V214H49ZM53 215H54V214H53ZM59 215H60V213H59ZM59 215H58V216H59ZM62 215H63V214H62ZM75 215H76V214H75ZM97 215H98V214H97ZM97 215H96V216H97ZM102 215H103V214H102ZM102 215H101V216H102ZM159 215H160V214H159ZM176 215H177V214H176ZM247 215H248V214H247ZM4 216H6V215H4ZM9 216H10V215H9ZM9 216H8V217H9ZM12 216H13V215H12ZM22 216H23V214H22ZM22 216H20V218L17 216V218L20 219L19 221H21L22 219H24V218L26 217V216H25V217L23 216V218H22ZM30 216H31V214H30ZM38 216H39V215H38ZM40 216H41V215H40ZM51 216H52V214H51ZM103 216H104V215H103ZM103 216H102V217H103ZM155 216H156V215H155ZM13 217H14V216H13ZM31 217H34V216H31ZM52 217H53V216H52ZM54 217H55V215H54ZM61 217H62V216H61ZM72 217H73V215H72ZM79 217H80V215H79ZM99 217H100V215H99ZM151 217H152V216H151ZM0 218H1V217H0ZM15 218H16V217H14L13 221L15 220ZM21 218H22V219H21ZM27 218H28V217H27ZM36 218H37V217H36ZM43 218H44V217H43ZM67 218H68V216H67ZM97 218H98V217H97ZM100 218H101V217H100ZM105 218H106V217H105ZM1 219H2V218H1ZM4 219L7 220L6 217H5ZM39 219H40V218H39ZM51 219L54 220L55 218H51ZM60 219H62V218H60ZM111 219H112V217H111ZM151 219H152V218H151ZM8 220H9V219H8ZM26 220L28 221V219H26ZM30 220H33V219L31 218ZM30 220H29V222H31ZM34 220H35V219H34ZM36 220H37V219H36ZM41 220H42V219H41ZM45 220H47V219H45ZM45 220H44V221H45ZM55 220H57V218H56ZM71 220H72V219H71ZM92 220H93V219H92ZM96 220H97V219H96ZM99 220H100V219L98 218V221H97L98 223H99ZM129 220H130V219H129ZM132 220H133V219H132ZM182 220H183V219H182ZM22 221H23V220H22ZM94 221H95V220H94ZM94 221H93V222H94ZM101 221H102V218H101ZM103 221H104V220H103ZM107 221H108V220H107ZM124 221H125V220H124ZM15 222H16V221H15ZM24 222H25V219H24ZM33 222H34V221H33ZM116 222H117V221H116ZM126 222H128V221H126ZM126 222H125L124 224H127ZM129 222H130V221H129ZM148 222H149V221H148ZM156 222H157V221H156ZM7 223H9V222L7 221ZM13 223H14V222H13ZM16 223H17V222H16ZM19 223H20V222H19ZM26 223H27V222H26ZM34 223H35V222H34ZM34 223H33V224H34ZM64 223H65V222H64ZM66 223H67V222H66ZM69 223H70V222H69ZM104 223H105V221H104ZM111 223H112V222H111ZM134 223H135V222H134ZM137 223H138V222H137ZM4 224H5V222H4ZM4 224H3V225H4ZM17 224H18V223H17ZM17 224H16V225H17ZM20 224H21V223H20ZM46 224H47V223H46ZM94 224H95V223H94ZM96 224H97V223H96ZM128 224H129V223H128ZM146 224H148V223H145V225H146ZM16 225H15V227H17ZM101 225H102V224H101ZM101 225H100V226H101ZM103 225H105V224H103ZM107 225H108V224H107ZM112 225H113V224H112ZM130 225H131V224H130ZM165 225H166V224H165ZM197 225H198V224H197ZM4 226H5V225H4ZM8 226L11 227L10 224H8ZM18 226H20V225H18ZM30 226H31V224H30ZM41 226H42V225H41ZM61 226H62V225H61ZM64 226H65V225H64ZM64 226H63V227H64ZM67 226H68V224H67ZM67 226H66V228H67ZM69 226H70V224H69ZM133 226H134V225H133ZM37 227H38V225H37ZM105 227H106V225H105ZM125 227L127 228V226H125ZM128 227H129V229L131 228L130 226H128ZM144 227H145V226H144ZM149 227H150V226H149ZM23 228H24V227H23ZM32 228H33V227H32ZM39 228H40V227H39ZM43 228H44V227H43ZM47 228H50V227H47ZM64 228H65V227H64ZM64 228H63V229H64ZM73 228H74V227H73ZM95 228H96V227H95ZM97 228H98V227H97ZM108 228H109V227H108ZM140 228H142V227H140ZM147 228H148V227H147ZM171 228H172V227H171ZM3 229H4V227H3ZM5 229H8V228H5ZM10 229H11V228H10ZM10 229H9V230H10ZM15 229H16V228H15ZM17 229H18V228H17ZM20 229H21V228H20ZM35 229H36V228H35ZM41 229H42V228H41ZM56 229H57V228H56ZM74 229H75V228H74ZM74 229H73V230H74ZM143 229H146V228H143ZM9 230H8V231H9ZM21 230H22V229H21ZM29 230H30V229H29ZM50 230H52V229L50 228ZM50 230H48V231H50ZM53 230L55 231V229H53ZM73 230H72V231H73ZM76 230H77V229H76ZM103 230H104V229H103ZM133 230H134V229H133ZM139 230H140V229H139ZM146 230H147V229H146ZM8 231L6 230V234L4 233L5 235H3V236L1 235V236H0V237H3V238H2L3 240L0 239V241H1V240L3 241V242L1 241V243H5V242H6V244H8V240H10L11 238L13 239V237L10 238V235H8V234H10ZM18 231H19V229H18ZM22 231H24V229H23ZM25 231H26V229H25ZM46 231H47V229L45 230V232H46ZM60 231H61V230H60ZM64 231H65V229H64ZM68 231H69V230H68ZM95 231H96V230H95ZM104 231H105V230H104ZM108 231H109V230H108ZM119 231H120V230H119ZM127 231H128V229H127ZM129 231H131V230H129ZM142 231L145 232V230H142ZM159 231H160V230H159ZM167 231H168V230H167ZM51 232H52V231H51ZM96 232H97V231H96ZM110 232H111V231H110ZM135 232H136V231H135ZM139 232H140V231H139ZM144 232H143V233H144ZM171 232H172V231H171ZM211 232H212V231H211ZM2 233H3V232H2ZM12 233H13V232L11 231V235H12ZM19 233H20V232H19ZM22 233H23V232H22ZM22 233H21V235H22ZM29 233H30V232H29ZM42 233H43V232H42ZM46 233H47V232H46ZM111 233H112V232H111ZM111 233H110V234L107 233V234L110 236ZM127 233H129V232H127ZM127 233H125V234H127ZM140 233H141V232H140ZM146 233H147V232H146ZM14 234H15V233H14ZM14 234H13V236H14ZM34 234H35V232H34ZM37 234H38V232H37ZM39 234H40V232H39ZM62 234H63V233H62ZM78 234H79V233H77V235H78ZM94 234H95V233H94ZM94 234H93V235H94ZM97 234H98V233H97ZM99 234L102 235L101 233H99ZM99 234H98V235H99ZM118 234H119V233H118ZM122 234H123V233H122ZM122 234H121V235H122ZM187 234H188V233H187ZM21 235H20V237H21ZM25 235L27 236V233L24 234V235H22V236L24 237ZM48 235H50V238H49V239L47 238V239H46L47 241L50 240L51 237H52V234H51V233H49ZM98 235H96V236H98ZM108 235H107V236H108ZM145 235H146V234H145ZM145 235H142V236H144L143 238H145ZM147 235H148V234H147ZM18 236H19V235H18ZM36 236H37V235H36ZM73 236H74V235H73ZM78 236H79V235H78ZM104 236H105V235H104ZM140 236H141V235H140ZM183 236H184V235H183ZM8 237H9L10 239H9ZM23 237H21V238H19V239L22 240ZM47 237H48V236H47ZM70 237H71V236H70ZM90 237H91V236H90ZM94 237H95V236H94ZM94 237H92V238L94 239ZM148 237H149V236H148ZM151 237H152V236H151ZM29 238H30V237H29ZM29 238H28V239H29ZM31 238H32V236H31ZM34 238H37V237L34 236ZM44 238H45V237H44ZM56 238H57V237H56ZM77 238H79V237H77ZM100 238L103 239V237H100ZM110 238H111V236H110ZM139 238H140V237H139ZM14 239H16V237H15ZM14 239H13V240H14ZM38 239H39V238H38ZM73 239H74V238H73ZM97 239H99V238H97ZM102 239H100V241H101ZM106 239H107V238H106ZM116 239H117V238H116ZM126 239H127V238H126ZM16 240H17V239H16ZM23 240H24V239H23ZM56 240H57V239H56ZM78 240H80V238H79ZM94 240H95V239H94ZM103 240H104V239H103ZM103 240H102V241H103ZM107 240H108V239H107ZM117 240H118V239H117ZM117 240H116V241H117ZM146 240H147V238L144 240V243H145ZM250 240H251V239H250ZM4 241H5V242H4ZM10 241H11V240H10ZM33 241H34V239H33ZM36 241H37V240H36ZM47 241H46V242H47ZM53 241H55V240H53ZM61 241H62V240H61ZM64 241H65V240H64ZM96 241H97V240H96ZM133 241H134V240H133ZM167 241H168V240H167ZM256 241H257V240H256ZM12 242H13V241H12ZM23 242H24V241H23ZM37 242H38V241H37ZM50 242H51V240H50ZM55 242H59V241H55ZM72 242H73V241H72ZM74 242H75V241H74ZM80 242L78 241V243H80ZM114 242H115V241H114ZM119 242H120V241H119ZM149 242H150V241H149ZM152 242H153V240H152ZM13 243H14V242H13ZM15 243H16V241H15ZM27 243H28V242H27ZM27 243H26V244H27ZM30 243H31V242H30ZM30 243H29V244H30ZM48 243H49V241H48ZM61 243H62V242H61ZM61 243H60V244H61ZM64 243H65V242H64ZM64 243H62V244H64ZM136 243H139L138 240L136 241ZM147 243H148V242H147ZM155 243H156V242H155ZM9 244H12V243H9ZM9 244H8V245H9ZM16 244H17V243H16ZM34 244H35V242L33 243L32 246H34ZM49 244H50V243H49ZM54 244H55V243H54ZM60 244H59V246H60ZM66 244H68V241H67ZM76 244H77V243H76ZM107 244H108V242H107ZM130 244H131V243H130ZM134 244H135V243H134ZM140 244H141V243H140ZM140 244H138V245L136 244V245L139 246ZM151 244H152V243H151ZM1 245H3V244H1ZM20 245H21V244H20ZM20 245H19V246H20ZM41 245H42V243H41ZM45 245H46V243L44 244V246H45ZM52 245H53V244H52ZM77 245H78V244H77ZM101 245H102V243H101ZM105 245H106V244H105ZM105 245H103V247H101V248H105V247H104ZM125 245H126V244H125ZM131 245H132V244H131ZM145 245H146V243H145ZM156 245H157V244H156ZM10 246H11V245H10ZM16 246H17V245H16ZM24 246H25V245H24ZM24 246H23V248H24ZM26 246H30V245H26ZM32 246H31V247H32ZM48 246H50V245H48ZM83 246H82V247H83ZM93 246H94V245H93ZM96 246H97V245H95L94 247L96 248ZM99 246H100V245H99ZM119 246H120V245H119ZM121 246H123V245H121ZM146 246H147V245H146ZM165 246H166V245H165ZM21 247H22V246H21ZM70 247H71V246H70ZM70 247H69V248H70ZM84 247H83V248H84ZM115 247H116V246H115ZM131 247H132V246H130V249H132ZM144 247H145V246H143V248H144ZM148 247H149V246H148ZM0 248H1V246H0ZM12 248H13V245H12L11 249H12ZM17 248L20 250L19 247H17ZM35 248H36V247H35ZM57 248H58V247H57ZM57 248H56V249H57ZM90 248H91V247H90ZM97 248H99V247H97ZM97 248H96V249H97ZM143 248L141 247L139 250H143ZM150 248H152V247H150ZM7 249H8V246L5 245V244H4L3 247L1 248V253H0V264H6V263L9 261V260L7 261V258H8V253H7L8 250H7ZM18 249H16V250H18ZM26 249H27V247L25 248V250H26ZM28 249H29V247H28ZM42 249H43V252L46 251V249L44 250V247H42ZM42 249H41V251H42ZM48 249H49V248H48ZM59 249H60V248H59ZM67 249H68V248H67ZM79 249H81V247H80ZM115 249H116V248H115ZM118 249H119V247L117 248V250H118ZM123 249H124V248H123ZM137 249H138L137 247H135V249H133V250H136V253L134 252L136 255H137V252L139 251V250L137 251ZM152 249H153V248H152ZM248 249H249V248H248ZM29 250H30V249H29ZM33 250H34V249H33ZM37 250H38V249H37ZM54 250H55V249H54ZM57 250H58V249H57ZM61 250H62V249H61ZM61 250H58V251L61 252ZM63 250H64V249H63ZM90 250H91V249H90ZM104 250H106V249H104ZM104 250H102L103 253H104ZM120 250H121V249H120ZM160 250H161V249H160ZM11 251H12V250H11ZM11 251H10V252H11ZM34 251H35V250H34ZM38 251H39V250H38ZM51 251H52V250H51ZM55 251H56V250H55ZM55 251H54V252H55ZM64 251H65L64 253L67 252L66 249H65ZM79 251H80V250H79ZM79 251H78V252H79ZM83 251H85V249H83ZM92 251H93V250H92ZM94 251H95V250H94ZM108 251H109V250H108ZM115 251H116V250H115ZM127 251H128V250H127ZM146 251H147V250H146ZM148 251H150V250L148 249ZM152 251H153V250H152ZM17 252H18V251H17ZM23 252H24V251H23ZM27 252H29V251L27 250ZM27 252H24V253H27ZM30 252L32 253V250H31ZM76 252H77V251H76ZM87 252L89 253V250H88V249H87ZM97 252H98V251H97ZM99 252H101V251H99ZM106 252H107V251H106ZM111 252H112V251H111ZM118 252H119V251H118ZM122 252H123V251H122ZM140 252H143V251H140ZM180 252H181V251H180ZM40 253H41V252H40ZM40 253H39V254H40ZM47 253L49 254V252H47ZM67 253H71V252L68 251ZM81 253H82V252H81ZM81 253H80V254H81ZM88 253H85V254H88ZM90 253H91V252H90ZM90 253H89V254H90ZM114 253H116V252H114ZM124 253H125V252H124ZM15 254H16V252H15ZM22 254H23V253H22ZM29 254H30V253H28V255H29ZM36 254H37V252H36ZM43 254H44V253H43ZM45 254H46V253H45ZM48 254H47V255H48ZM51 254H52V253H51ZM76 254H77V253H76ZM83 254H84V252H83ZM98 254H99V253H98ZM106 254H107V253H106ZM106 254H105V255H106ZM108 254H109V253H108ZM117 254H118V253H117ZM121 254H123V253H121ZM143 254H144V253H143ZM143 254H142V255H143ZM152 254H153V253H152ZM10 255H11V254H10ZM34 255H35V254H34ZM59 255H61V254H59ZM59 255H58V256H59ZM64 255H65V254H64ZM66 255H67V254H66ZM123 255H124V254H123ZM132 255H134L133 252H132ZM142 255H141V258L143 257ZM19 256H21V255L19 254ZM19 256H18V257H19ZM29 256H32V255L30 254ZM45 256H46V255H45ZM50 256H51V255H50ZM55 256H56V255H55ZM55 256H54V257H55ZM61 256H62V255H61ZM75 256H77V255H75ZM79 256L82 257V254L79 255ZM102 256H103V254H102ZM111 256H112V255H111ZM115 256L117 257L118 255L115 254ZM125 256H127V255H125ZM138 256H140V255H138ZM145 256H147V255H145ZM171 256H172V255H171ZM14 257H15V256H14ZM27 257H28V256H27ZM51 257H52V256H51ZM77 257H78V256H77ZM81 257H79V258L81 259ZM90 257H91V254L88 255V259H91ZM93 257L96 258L95 256H93ZM104 257H105V256H104ZM109 257H110V255H109ZM118 257H119V256H118ZM122 257H123V256H122ZM134 257H135V256H134ZM183 257H184V256H183ZM32 258H33V257H32ZM32 258H31V259H32ZM34 258H35V257H34ZM45 258H46V257H45ZM47 258H48V257H47ZM52 258H53V257H52ZM52 258H51V259H52ZM57 258H58V257H57ZM74 258H75V257H74ZM101 258H102V257H101ZM113 258H114V256H113ZM120 258H121V256H120ZM120 258H119L118 260L121 262ZM143 258L146 259L145 257H143ZM15 259H16V258H15ZM15 259H14V260H15ZM29 259H30V258H29ZM35 259H36V258H35ZM58 259H59V258H58ZM58 259H57V260H58ZM84 259H85V256H84ZM102 259H103V258H102ZM114 259H115V258H114ZM114 259H113L112 263L114 262ZM134 259H135V258H134ZM136 259H137V257H136ZM158 259H159V258H158ZM179 259H180V258H179ZM26 260H27V259L22 255V256L20 257V259L18 260V262H15V263H17V264H23V263H21V262H24V263H25ZM43 260H44V259H43ZM46 260H47V259H46ZM60 260H61V259H60ZM74 260H75V259H74ZM92 260H94V259H92ZM100 260H101V259H100ZM105 260H106V259H105ZM105 260H104V262H106ZM109 260H110V259H109ZM116 260H117V259H116ZM116 260H115V262H116ZM122 260H123V258H122ZM140 260H141V259H140ZM30 261H31V260H30ZM40 261H42V259H41ZM47 261H48V260H47ZM50 261H51V260H50ZM63 261H64V258H63ZM65 261H66V259H65ZM78 261H80V260H78ZM86 261H87V260H86ZM86 261L84 260L83 262L85 263ZM101 261H102V264H103V260H101ZM110 261H111V260H110ZM119 261H118V262H119ZM133 261H134V260H133ZM138 261H139V258H138ZM147 261H148V260H147ZM150 261H151V260H150ZM156 261H157V260H156ZM236 261H237V260H236ZM35 262H36V261H35ZM35 262H34V264H35ZM52 262H53V261H52ZM70 262H71V261H70ZM74 262H75V261H74ZM83 262H82V263H83ZM89 262H90V261H88V263H89ZM94 262H96V261H94ZM131 262H132V261H131ZM131 262H130V263H131ZM144 262H145V260H144ZM8 263H9V262H8ZM12 263H13V262H12ZM15 263H14V264H15ZM39 263H40V262H39ZM44 263H47V262H44ZM50 263H51V262H50ZM64 263H65V262H64ZM64 263H63V264H64ZM80 263H81V262H80ZM80 263H79V264H80ZM84 263H83V264H84ZM90 263H91V262H90ZM90 263H89V264H90ZM136 263H138V262H136ZM146 263H147V262H146ZM41 264H42V263H41ZM95 264H97V262H96ZM100 264H101V263H100ZM116 264H117V262H116ZM118 264H123V263L121 262V263H118ZM142 264H143V259H142ZM164 264H165V263H164Z\"/></svg>", "mask_w": 264, "mask_h": 264}]
</instances>
